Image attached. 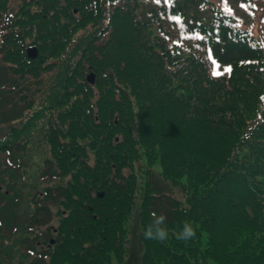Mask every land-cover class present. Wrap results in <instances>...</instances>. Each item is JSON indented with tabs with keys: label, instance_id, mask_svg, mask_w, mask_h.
<instances>
[{
	"label": "trees",
	"instance_id": "trees-1",
	"mask_svg": "<svg viewBox=\"0 0 264 264\" xmlns=\"http://www.w3.org/2000/svg\"><path fill=\"white\" fill-rule=\"evenodd\" d=\"M0 63L49 153L30 264H264V0H0Z\"/></svg>",
	"mask_w": 264,
	"mask_h": 264
},
{
	"label": "rangeland",
	"instance_id": "rangeland-1",
	"mask_svg": "<svg viewBox=\"0 0 264 264\" xmlns=\"http://www.w3.org/2000/svg\"><path fill=\"white\" fill-rule=\"evenodd\" d=\"M7 77V66L5 64L0 63V142L6 139L8 140H6L5 142H9V139H14L12 135L9 136V129H11L10 127L15 126V128L18 130L19 125L16 122L18 119H22V115H25L26 113H24L22 109L23 105H21L18 101V98L20 97L19 95L23 94V91L21 94H18V90L10 91L6 87H1V85L7 80ZM37 130L38 127H36V129H34V132H32L31 134L19 137L20 141H23L25 138L30 139V141L29 144L26 145V148L24 150H21L20 152H18V150L16 151L18 153L14 155L15 158L14 160H12V162L14 165H17V167L14 166L15 168L13 170H11V167H9L8 172V183L12 184L13 182L14 184L18 185L20 188L23 189L22 198H24L25 203L23 207V217L20 219V229L23 230L24 226L22 225V220L25 218V214L29 213L32 207H34L32 204H28L29 200L32 201L34 194H40L43 186L47 184L45 181H42L40 179L39 172L44 159L49 157V153L47 145L43 147L39 144L40 139L36 133ZM1 153V156H3V154L4 156H6L7 152L2 151ZM170 189V186L166 187V190L170 191ZM57 223L58 218L57 216H55L54 220L51 222L50 225L55 226ZM16 227L19 228L18 226ZM28 236L29 237H26V239L30 238L32 235ZM205 240L206 238L204 237L203 241ZM27 254L28 252L25 253V255ZM28 259L29 258L25 256V263L28 262Z\"/></svg>",
	"mask_w": 264,
	"mask_h": 264
},
{
	"label": "flooded vegetation",
	"instance_id": "flooded-vegetation-1",
	"mask_svg": "<svg viewBox=\"0 0 264 264\" xmlns=\"http://www.w3.org/2000/svg\"><path fill=\"white\" fill-rule=\"evenodd\" d=\"M0 170V264H26V249L29 254L27 264L32 263L30 256L32 249L39 251L40 241L39 232L31 239H26L25 234L16 230L20 219L23 217L24 198H22L23 189L18 185L8 183V160L4 156L1 159ZM35 195V194H34ZM33 195V196H34ZM29 204L35 205L38 200L33 197ZM11 228V229H10ZM35 237V238H34ZM32 247L30 248V244Z\"/></svg>",
	"mask_w": 264,
	"mask_h": 264
},
{
	"label": "clouds",
	"instance_id": "clouds-1",
	"mask_svg": "<svg viewBox=\"0 0 264 264\" xmlns=\"http://www.w3.org/2000/svg\"><path fill=\"white\" fill-rule=\"evenodd\" d=\"M152 215L154 217L153 223L144 231V238L146 240H152L156 241L157 243H162L169 237L168 229L163 227L167 217L164 214L156 216V214L153 213ZM195 236L196 230L190 223H185L182 228L175 234V238L178 241H189Z\"/></svg>",
	"mask_w": 264,
	"mask_h": 264
},
{
	"label": "water",
	"instance_id": "water-1",
	"mask_svg": "<svg viewBox=\"0 0 264 264\" xmlns=\"http://www.w3.org/2000/svg\"><path fill=\"white\" fill-rule=\"evenodd\" d=\"M27 52H28V57H29V58H32V59L36 58L37 52H36V49H35V48L28 49ZM87 80H88L90 83H93V82H94V77H93V75H89V76L87 77Z\"/></svg>",
	"mask_w": 264,
	"mask_h": 264
},
{
	"label": "snow or ice",
	"instance_id": "snow-or-ice-1",
	"mask_svg": "<svg viewBox=\"0 0 264 264\" xmlns=\"http://www.w3.org/2000/svg\"><path fill=\"white\" fill-rule=\"evenodd\" d=\"M156 2L159 3L160 0H156ZM214 63H215V62H214ZM228 70H230V69H225V71H228ZM214 74H215V73H214Z\"/></svg>",
	"mask_w": 264,
	"mask_h": 264
}]
</instances>
